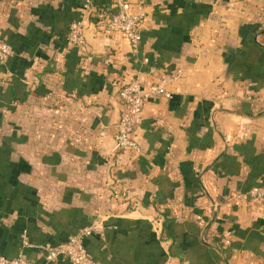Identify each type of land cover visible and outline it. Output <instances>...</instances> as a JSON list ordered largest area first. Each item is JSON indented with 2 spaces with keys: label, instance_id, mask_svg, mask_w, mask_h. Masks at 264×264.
Returning a JSON list of instances; mask_svg holds the SVG:
<instances>
[{
  "label": "crops",
  "instance_id": "crops-1",
  "mask_svg": "<svg viewBox=\"0 0 264 264\" xmlns=\"http://www.w3.org/2000/svg\"><path fill=\"white\" fill-rule=\"evenodd\" d=\"M111 2L0 0V253L70 264L44 247L96 223L103 264H264L247 196L264 184V0H130L136 51L108 29ZM161 76L139 151H115L119 88Z\"/></svg>",
  "mask_w": 264,
  "mask_h": 264
},
{
  "label": "built area",
  "instance_id": "built-area-1",
  "mask_svg": "<svg viewBox=\"0 0 264 264\" xmlns=\"http://www.w3.org/2000/svg\"><path fill=\"white\" fill-rule=\"evenodd\" d=\"M102 12L107 17L108 29L121 34L129 42L131 48L136 51L142 42L140 25L144 13L132 12L130 0H112L109 5L103 7ZM67 38L69 43L75 47H82L85 44L79 21L72 22ZM12 54V46L0 38V60H5ZM167 83L168 77L161 76L147 87H142L138 78L135 77L121 85L118 90L120 109L114 136L115 151H139L138 141L133 135L142 124L143 103L148 97H170V92L166 89ZM101 134L103 135V133ZM247 196L252 201L264 205V184L251 187L247 191ZM99 231L100 229L96 223L89 224L70 236L66 241L54 247H44L47 261H54L63 256L70 264H103L100 260L94 258L85 246V239L96 232L100 233ZM22 243L25 246L29 244L25 235L22 236ZM0 264L35 263L26 258L23 253H18L12 257L0 253Z\"/></svg>",
  "mask_w": 264,
  "mask_h": 264
},
{
  "label": "trees",
  "instance_id": "trees-1",
  "mask_svg": "<svg viewBox=\"0 0 264 264\" xmlns=\"http://www.w3.org/2000/svg\"><path fill=\"white\" fill-rule=\"evenodd\" d=\"M263 49H264V46H263ZM91 236H93V235H91ZM91 236H90V237H91ZM85 246H86V244H85ZM86 249H87V248H86Z\"/></svg>",
  "mask_w": 264,
  "mask_h": 264
}]
</instances>
